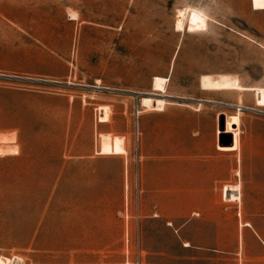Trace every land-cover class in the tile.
<instances>
[{"label": "rangeland", "instance_id": "1", "mask_svg": "<svg viewBox=\"0 0 264 264\" xmlns=\"http://www.w3.org/2000/svg\"><path fill=\"white\" fill-rule=\"evenodd\" d=\"M115 262L264 264V0H0V264Z\"/></svg>", "mask_w": 264, "mask_h": 264}, {"label": "bare ground", "instance_id": "2", "mask_svg": "<svg viewBox=\"0 0 264 264\" xmlns=\"http://www.w3.org/2000/svg\"><path fill=\"white\" fill-rule=\"evenodd\" d=\"M143 101L149 106V108H150V106H152L154 108H163V107L165 108V104L168 102V100L166 98H163L162 96H158V95H148V96H145V97H143ZM226 130H227V126H226ZM232 134H233V137H234V133H232ZM234 144H235L234 141L230 145H225V144L219 143V145H221L223 147L224 146L225 147L226 146H230L231 147V146H234Z\"/></svg>", "mask_w": 264, "mask_h": 264}, {"label": "water", "instance_id": "3", "mask_svg": "<svg viewBox=\"0 0 264 264\" xmlns=\"http://www.w3.org/2000/svg\"><path fill=\"white\" fill-rule=\"evenodd\" d=\"M220 125H221V128L222 129H224L226 127V119H225L224 114H222V116H221ZM226 136H227L226 140H225V138H223V137L220 136V142L222 144H225V145L232 144L233 141H234V137H233L232 132L226 133Z\"/></svg>", "mask_w": 264, "mask_h": 264}, {"label": "crops", "instance_id": "4", "mask_svg": "<svg viewBox=\"0 0 264 264\" xmlns=\"http://www.w3.org/2000/svg\"><path fill=\"white\" fill-rule=\"evenodd\" d=\"M231 115H236V114H231ZM227 116V114H226ZM235 139V138H234ZM234 143H235V140H234ZM239 143H240V140H239ZM221 145H218V147L220 148ZM225 147V146H224ZM226 147H230V146H226ZM227 186V185H226ZM231 186V185H230ZM187 244V243H186Z\"/></svg>", "mask_w": 264, "mask_h": 264}, {"label": "built area", "instance_id": "5", "mask_svg": "<svg viewBox=\"0 0 264 264\" xmlns=\"http://www.w3.org/2000/svg\"><path fill=\"white\" fill-rule=\"evenodd\" d=\"M112 264H119V263H116V262H115V263H112ZM121 264H128V263H121Z\"/></svg>", "mask_w": 264, "mask_h": 264}]
</instances>
